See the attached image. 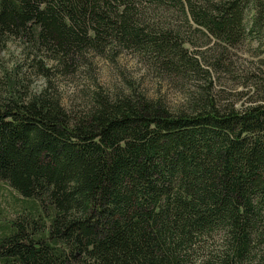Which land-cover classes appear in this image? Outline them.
<instances>
[{
  "label": "trees",
  "instance_id": "trees-1",
  "mask_svg": "<svg viewBox=\"0 0 264 264\" xmlns=\"http://www.w3.org/2000/svg\"><path fill=\"white\" fill-rule=\"evenodd\" d=\"M11 39L57 67L132 51L195 92L75 116L0 95V264H264V0H0V56Z\"/></svg>",
  "mask_w": 264,
  "mask_h": 264
},
{
  "label": "rangeland",
  "instance_id": "rangeland-1",
  "mask_svg": "<svg viewBox=\"0 0 264 264\" xmlns=\"http://www.w3.org/2000/svg\"><path fill=\"white\" fill-rule=\"evenodd\" d=\"M252 47L246 44L234 59L250 61ZM49 57L19 40H8L0 56V95L23 99L46 91L75 116L87 111L94 94L115 97L136 93L161 101L175 113L190 108L188 99L195 92L193 78L168 74L153 60L132 51L111 50L104 57L90 54L71 67H57ZM40 66L46 71H40ZM234 87L236 82L230 77L212 75L217 101L234 103L240 98Z\"/></svg>",
  "mask_w": 264,
  "mask_h": 264
}]
</instances>
